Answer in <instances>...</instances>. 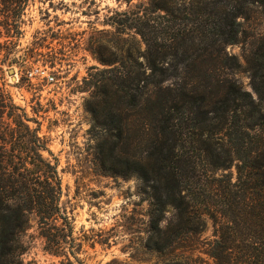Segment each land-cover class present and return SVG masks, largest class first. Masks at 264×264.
Returning a JSON list of instances; mask_svg holds the SVG:
<instances>
[{
  "label": "trees",
  "instance_id": "trees-1",
  "mask_svg": "<svg viewBox=\"0 0 264 264\" xmlns=\"http://www.w3.org/2000/svg\"><path fill=\"white\" fill-rule=\"evenodd\" d=\"M28 2L0 0V9L15 24ZM254 7L264 0H204L169 31L144 8L120 32L133 30L143 53L97 52L105 68L85 77L95 171L137 180L144 246L160 264H264V42H248L243 64L226 51ZM242 67L252 92L235 77ZM27 122L0 90V264H20L31 218L46 250L74 257L62 247L73 237L56 161ZM205 217L213 237L200 245Z\"/></svg>",
  "mask_w": 264,
  "mask_h": 264
},
{
  "label": "rangeland",
  "instance_id": "rangeland-1",
  "mask_svg": "<svg viewBox=\"0 0 264 264\" xmlns=\"http://www.w3.org/2000/svg\"><path fill=\"white\" fill-rule=\"evenodd\" d=\"M215 1L225 7L228 0ZM203 2L29 0L15 24L0 9V90L25 115L56 161L58 205L71 224L73 237L72 243L67 241L62 247L78 259L46 250L31 218L21 236L25 250L20 264H160L162 257L144 246L147 204L136 192L137 180L95 171L96 140L85 109L92 89L84 80L90 68H105L97 52L107 59L123 57L127 49L136 57L143 53L144 46L133 30L120 33L136 13L144 8L156 11L152 16L167 31L171 25L189 22L188 9H200ZM238 21L244 33L241 43L228 45L226 51L243 64L248 42L255 41V47L264 42V7L252 8ZM235 77L252 92L243 67ZM230 172L234 174V168ZM204 221L200 245L213 237L212 221L207 217Z\"/></svg>",
  "mask_w": 264,
  "mask_h": 264
},
{
  "label": "built area",
  "instance_id": "built-area-1",
  "mask_svg": "<svg viewBox=\"0 0 264 264\" xmlns=\"http://www.w3.org/2000/svg\"><path fill=\"white\" fill-rule=\"evenodd\" d=\"M35 73H36V74L43 75V76H45L46 78L49 77V76L45 75L44 72H42V71L39 72L38 70H35ZM51 79H52V78H49V80H51Z\"/></svg>",
  "mask_w": 264,
  "mask_h": 264
}]
</instances>
